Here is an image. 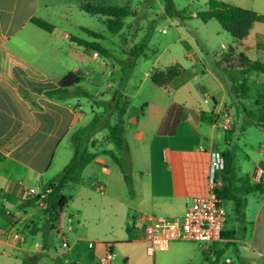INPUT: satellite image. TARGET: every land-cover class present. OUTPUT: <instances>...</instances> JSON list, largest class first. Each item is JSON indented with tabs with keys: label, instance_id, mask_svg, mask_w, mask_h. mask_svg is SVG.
<instances>
[{
	"label": "crops",
	"instance_id": "1",
	"mask_svg": "<svg viewBox=\"0 0 264 264\" xmlns=\"http://www.w3.org/2000/svg\"><path fill=\"white\" fill-rule=\"evenodd\" d=\"M210 1H206L204 10L194 11L193 20H201L199 13L208 10ZM217 1L247 9L244 4L251 0H238L239 5ZM252 1L253 11L264 15V0L260 5L258 0ZM83 3L127 7L132 14L123 20L124 27L118 34L107 36L98 31V21L106 24L108 17L88 15L81 8ZM176 15L174 4L169 13L163 0H0V261L21 264L38 254L44 256L39 264H49L52 257L66 255V251L60 254L43 249L41 232L29 237L20 232L25 226L34 227L36 211L20 210L18 205L28 200V190L42 191L66 167L71 150L74 152L71 135L103 111L89 98L47 95L60 89L62 78L76 73L81 80L71 90L79 88L92 95L81 85L87 82L99 86L106 81V90L92 95L97 101L110 105L117 96L127 100L125 128L133 190L129 192L118 165L109 156L100 155L88 165L76 192L86 190L88 200L92 196L98 199L100 218L80 226L70 250L87 244L88 248L75 250L77 257L85 259L84 264H103L108 252L112 254L109 264H228L227 260L229 264H264V173L259 171L264 168V128L248 118L242 107L264 93V74L243 77L244 96L237 86L242 79L240 73L223 75L229 81L222 80L208 64L213 53L209 49L211 40L217 41L220 32L212 38L207 33L199 35L211 50L205 53L180 31L174 22ZM33 18L49 23L53 30L38 27ZM159 20L169 21L178 38L169 43L162 39L157 43L163 44L161 51L154 46L150 57L143 55L139 46L151 48L153 37L141 36L139 31L146 23ZM86 30L100 33L102 38ZM162 34L168 35L169 30L163 28ZM74 38L98 44L105 53L80 46ZM181 42L186 47L178 54L173 48ZM231 43L233 47H220L222 53L229 47L231 58L215 55L216 66L232 60L235 70L240 69V54L264 63L263 22L254 23L249 36L240 43ZM94 52L99 57L95 58ZM184 59L190 67L183 65ZM173 66L182 67V71L165 87L152 83L154 70ZM130 68L142 76L138 85L130 82V72L123 87L111 79L119 75L123 81ZM142 91L145 94L138 102ZM224 120L229 121V129L220 126ZM91 142L94 151L114 149L105 130ZM230 148L236 154L237 179L232 188L237 196L246 198L244 220L235 214L233 201H225L223 205H229L235 220L230 225L228 218L221 240L210 244L175 241L165 251L149 253L147 242L141 238L149 218L181 217L194 200L206 197L211 187L210 153ZM245 177L250 187H257L247 195L242 194L246 184L240 181ZM68 208L69 202L58 228L65 237L74 231V222L81 224L78 214H67ZM7 212L18 215L9 216ZM108 231L115 232L110 235ZM15 232L24 237L25 243L13 238Z\"/></svg>",
	"mask_w": 264,
	"mask_h": 264
},
{
	"label": "trees",
	"instance_id": "2",
	"mask_svg": "<svg viewBox=\"0 0 264 264\" xmlns=\"http://www.w3.org/2000/svg\"><path fill=\"white\" fill-rule=\"evenodd\" d=\"M165 1L166 11L170 13L173 1ZM81 8L88 15H101L108 17L106 25L109 32L114 35L118 34L124 27L123 20L132 14L127 7L98 6L90 3H83ZM199 18L203 22H208L210 20L217 21L236 41H243L246 39L249 36L254 23H264V15L217 0H211L209 2L208 10L200 12ZM32 22L48 32L53 30L52 25L41 19L33 18ZM86 31L96 38H102L101 34L88 30ZM74 41L80 46L94 49L102 54L105 53V50L98 44L89 43L77 38H74ZM238 66L239 68H242L240 70L242 79L239 82V88L242 89L245 96L247 95V91L244 88L246 81L243 77L248 73L264 74V63L260 61H252L244 54H240L238 57ZM181 71L182 67L180 66H173L163 71L154 70L151 74V81L158 87H165L173 78L177 77ZM80 80L81 78L78 74L69 73L60 80L59 90L47 93L49 97L58 99H66L69 97L89 98L94 100L96 105L102 106L103 111L95 114L88 125L77 129L71 135V140L74 144V152L71 161L55 178L43 186V191L51 190L46 201V209L40 208L42 214L46 217V220H44L40 227L38 226L39 224L35 223L34 227L31 229V235H34L37 232L42 233V248L45 250L55 249L53 240L58 233L61 216L69 202V198L64 194L65 189L71 184H79L86 167L92 164L98 156L106 155L111 157L119 166L129 192L131 193L133 190L132 161L125 128L127 100L122 96H117L114 104L109 105L103 102L98 103L94 96L84 90L79 88L71 90L72 87L80 83ZM253 106L257 109V112L250 111L245 105L242 107L248 118L256 120L260 126L264 128V93L253 101ZM111 117H115V122L113 124L111 123ZM104 130L107 131L108 140L112 143L114 149L94 151L91 140L98 132ZM222 154L225 162L224 170L220 175L223 179V185L221 188L217 189V195L223 202L233 201L235 214L240 220H244L246 198L237 196L232 188L233 182L237 179L235 149H227ZM240 181L246 184V187H244L242 191L243 195H247L251 191L257 190V187H250L247 177L241 178ZM38 200V196L30 198L21 202L18 205V208L20 210H26L29 208L38 209ZM223 234L224 233H222V236ZM43 257V255L34 254L28 259H25L22 264H38ZM56 260L58 264H64L61 259Z\"/></svg>",
	"mask_w": 264,
	"mask_h": 264
},
{
	"label": "rangeland",
	"instance_id": "3",
	"mask_svg": "<svg viewBox=\"0 0 264 264\" xmlns=\"http://www.w3.org/2000/svg\"><path fill=\"white\" fill-rule=\"evenodd\" d=\"M172 1H173L175 9L178 12V15H176L174 17V22L179 26L180 31L185 33L191 39H193V41H195L199 50H202L205 53H207V52L210 53L211 50L209 51V49L211 47L214 54L212 53L210 55V61H208V64L213 68L215 73L222 80H226V81H229V79L224 78L223 75H236V74L240 73L241 68L235 70V65L232 62V60L229 61L228 63H223V65L222 66L220 65V67H219V66H216V63H215L216 58L214 59L215 55H217L218 58H221V59L227 58V60H229L232 56L231 53L229 52V47H233L231 42L237 43L238 41H236L228 32H226L221 27V25L215 20L211 21V23L206 24V23L202 22L201 20H193L192 19L194 11H196L197 9L198 10H204L205 9V3L207 0H172ZM228 1H232L234 3H237L236 5L240 4V2L238 0L237 1L236 0H228ZM163 3H164V6L166 7V1L165 0H163ZM253 3L254 2L251 0L249 3H246L244 5H245V7H247V10L253 11V9L255 8V5ZM262 3H263L262 0H258V5H260ZM79 12H81V11H79ZM79 14L90 19V17L88 15H85V13H79ZM182 17L185 18V20H183ZM90 20H92V19H90ZM98 22L100 24V28L98 31L101 32L102 34H106L107 36H111L112 34L109 32L107 25L103 21H98ZM171 27L172 26H171L170 22L167 20H159L154 24L153 23H146L145 28L140 30L139 33L141 36H151V37H153L152 38L153 40H152V44L150 45L151 48H149V46H146V47L139 46L141 48V49H138V50H140V53L150 57L152 55L151 51H153L154 46L159 51H161L163 49V44H157L159 42L162 43L161 42L162 39H164L166 41V43H169L171 41H175L178 38V33H176V31ZM163 28L169 30L168 35L162 34ZM216 31L220 32L219 37L216 38L217 41L211 40V44H210L209 49H208V46L200 41L199 35H204V33H207V35L212 38L215 36ZM239 43H240V41H239ZM223 44H226L229 46L228 49L226 50V53L221 52L220 47ZM185 45L186 44L184 42L176 44L174 46L173 50H175L176 53H178V54H182L185 50V47H186ZM221 53L223 55H221ZM139 55L140 54H138L136 56H139ZM167 56L169 57L170 53L166 54V58H167ZM89 61L90 60H88V62ZM182 62H183V65L185 67H190L189 61L184 59ZM129 72H130V74H133V77L130 79V82L133 85H135V84L138 85L139 81L142 80V76L137 70L132 72L131 68L126 70L125 78L123 81L120 79L119 75L113 76L111 79H113L114 81H116V83L118 85L123 87L125 85V83L127 82V80L129 79L128 78ZM107 75H108L107 79L109 80L110 75L109 74H107ZM103 83L104 84H99V86H95V85L92 86V85H89L87 82H84L81 85V87L83 89H90L92 95L95 94L98 96L100 91L106 90L107 82L104 81ZM96 85H97V83H96ZM237 86H240V83H238ZM144 94H145L144 91H142L139 99L137 100L138 102H140L139 100L141 99V97L144 96ZM108 101H110V99H108ZM98 103H102V101L98 100ZM245 106L248 109H250V111L257 112V109H255L253 106V101L246 102ZM233 115L235 117L233 120L236 122L237 118H238L236 108L234 109ZM111 122L114 123L113 117H111ZM71 151L72 152H70V158L68 160L69 162L71 161V159L73 157V150H71ZM65 152L66 151L64 150L63 151L64 155H65ZM65 159H66V157H65ZM111 160H113V159L111 158ZM69 162H67V165L69 164ZM64 194L69 198V208H68L67 214L68 215L69 214H78L79 220L81 222V224L74 222L73 223L74 231L70 232L67 236L69 239L68 240L69 243L73 244L75 242V239L73 238V236L76 233L80 232V229H81L80 226L81 225H84V226L91 225V224L95 223L100 218V203H99L98 199L94 196H92L91 200H88L86 190H83L82 193L78 194L76 192V185L75 184L69 185L66 188V190L64 191ZM228 206L229 205L226 204L224 207L227 211V215L229 218V224L232 225L234 223L235 218H234V214L229 210ZM35 211H36V216H35L36 223L40 225L44 222V220H46V217L42 214V210L40 208L35 209ZM80 211H82V214ZM102 221H103V219H102ZM31 229H32V226L28 225V226H25V228L22 229L20 232L22 234H24L26 237H29V236H31ZM114 232L115 231H108V234L111 235ZM53 241H54V248H55L53 250H57L61 254V252L64 251L62 248L63 239L61 238V236L57 235V236H55ZM89 246L92 247V244H90ZM77 248H88V247H87V244L81 243L77 246ZM77 248H72V250H67L64 258L58 257L59 255L57 257L56 256L52 257L49 261V264H58L56 259H61L64 262V264L65 263L71 264L72 261H76V264H84L85 259H82L81 257L76 256L75 250ZM25 256H28V255H25ZM40 262H41V260L39 261V263ZM0 264H16V263L1 260Z\"/></svg>",
	"mask_w": 264,
	"mask_h": 264
},
{
	"label": "built area",
	"instance_id": "4",
	"mask_svg": "<svg viewBox=\"0 0 264 264\" xmlns=\"http://www.w3.org/2000/svg\"><path fill=\"white\" fill-rule=\"evenodd\" d=\"M93 56L97 58L99 54L94 52ZM220 126L223 129H229L230 123L224 120ZM224 166L225 162L222 152L213 150L210 153L211 187L208 195L194 200L181 217L149 218L148 224L141 230V238L144 242H147L149 253L153 254L157 251H165L175 241H194L200 244H210L221 240L228 221L223 201L217 195V189L223 185V179L220 175L224 170ZM259 171L263 174L264 168H260ZM50 192L51 190L39 191L37 189H30L27 191V199L38 196L39 200L37 203L39 207L46 209V201ZM7 213L9 216L14 217L18 215V213L14 215L11 212ZM12 236L14 239L25 243L24 237L19 232L13 233ZM58 236H61L63 239V250H70L72 245L69 243L68 238L60 233H58ZM111 258L112 254L108 252L103 264H109ZM226 262L229 264L230 260Z\"/></svg>",
	"mask_w": 264,
	"mask_h": 264
}]
</instances>
